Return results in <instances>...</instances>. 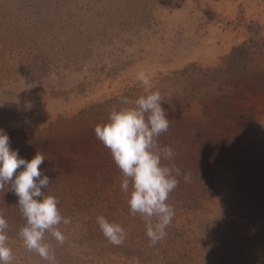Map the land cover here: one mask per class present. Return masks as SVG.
<instances>
[{
  "label": "rangeland",
  "instance_id": "rangeland-1",
  "mask_svg": "<svg viewBox=\"0 0 264 264\" xmlns=\"http://www.w3.org/2000/svg\"><path fill=\"white\" fill-rule=\"evenodd\" d=\"M35 14L42 15L39 22L32 20ZM35 23L37 29L44 23L64 28L63 47L48 48L36 32L30 51ZM0 33V129L18 154L52 137H64L72 148L80 135L91 136L112 108L121 106V96L134 100L144 94L136 79L141 71L164 97L167 117L179 122L181 139L210 143L217 116L232 112L235 125L250 127L249 137L235 136L227 160L222 151L216 162H164L190 173L191 180L178 177L167 201L175 215L166 238L155 246L143 219L130 214L129 193L121 190L122 175L111 160L116 176L104 172L96 180L115 201L117 213L109 222L122 226L127 239L111 245L96 223L100 214L63 212L71 218L60 228L65 243L45 235L58 264L247 262L256 250L245 247L250 243L244 231L264 230V147H259L264 142V0H0ZM246 83V97L229 99L225 91ZM168 144L177 150V143ZM42 191L53 196L50 188ZM15 209L18 205L9 204L0 214L17 215L25 223ZM258 214L263 219L257 222ZM22 224L11 223L6 230L12 264H48L24 247L18 235Z\"/></svg>",
  "mask_w": 264,
  "mask_h": 264
},
{
  "label": "clouds",
  "instance_id": "clouds-1",
  "mask_svg": "<svg viewBox=\"0 0 264 264\" xmlns=\"http://www.w3.org/2000/svg\"><path fill=\"white\" fill-rule=\"evenodd\" d=\"M136 79L143 85L144 94L134 100L121 96V106L112 108L107 122L97 124L94 134L110 151L121 172L120 187L129 193L130 214H139L143 219L150 246H155L166 238V229L175 215L174 207L167 201L180 183L178 177L183 176L184 182L188 183L191 174L182 173L174 164L164 163L175 156L170 146L159 143V137L168 132L171 124L162 107L165 100L159 90H152V81L145 72L137 73ZM44 160L41 152L30 161L20 158L18 152L10 148L7 134L0 129V192L10 187L18 197V209L26 221L18 235L28 252L48 264H58L55 249L45 242V235L50 233L58 244L63 245L67 237L60 228L70 225L71 218L61 215L55 196L42 191L51 184L47 176L41 178L40 165ZM21 167L24 170L17 173ZM96 223L111 245L124 244L128 233L122 226L109 222L104 216H97ZM8 227L0 214V264H12L14 259L13 251L7 245Z\"/></svg>",
  "mask_w": 264,
  "mask_h": 264
},
{
  "label": "trees",
  "instance_id": "trees-1",
  "mask_svg": "<svg viewBox=\"0 0 264 264\" xmlns=\"http://www.w3.org/2000/svg\"><path fill=\"white\" fill-rule=\"evenodd\" d=\"M29 4H31V0H29ZM23 15L25 14L23 13ZM34 17L32 20L36 22V19H39V22L42 15L38 18V15L36 16L35 14ZM33 26L35 35L33 45L31 41H27V46L31 49L30 51L35 49L34 41L36 40V32L38 33L37 36L40 41L43 44L46 43L48 48L52 47V50H56L54 48L61 49L63 47L65 42L64 28L59 27V25H57L56 28H53L47 23H44V25H38V29L36 23ZM26 47L23 49L25 50ZM249 85V83H246L245 85L231 86L232 88L230 89V94H228V90L225 91V93L228 95L229 99H233V96L235 98L236 96L238 98L241 97L242 99L248 94L246 91ZM262 94L264 95V93ZM215 107L219 108L220 106L216 105ZM219 112H223V110L219 109ZM232 113L227 115L226 118H221L219 115L217 116L216 123L212 128V130L215 131V135L210 137V143H207L208 141H206L204 143L197 142L195 144L192 140L188 142L185 139H181L178 131L180 129L178 128L180 126L178 124L179 122H172L169 117H167L171 121L169 130L172 131V134L170 137L167 135V132L163 133L161 135L162 137H159V143L163 146H169L168 142L170 144L177 143L178 148L174 151L175 156L172 159L173 161H181L188 164L196 162L197 165V162L201 161L202 163H205L209 160V158L210 162L222 160L221 153L224 152V154H227L225 158L229 157L228 155L232 152H230V149L235 147L232 144L235 145L237 138H247L250 136V127L247 126V122L242 125H235L238 117H236L235 113ZM237 116H239V113ZM80 136L79 139H75V141H73L74 145L72 148L69 147V142L71 141H68L64 137H52L51 139L39 142L35 147L32 146L30 151L25 150L24 152H20L18 155L20 158L30 161L37 152L44 154L45 160L40 165V171L42 172L41 178H43V176H47L49 178L51 182L49 188L53 192V196H55L59 201L58 209L61 214L70 210H88L86 213L83 211L81 212L88 217L100 214V216H104L109 221V218H113V215L117 213V210H114L113 206L115 201L104 195L105 189L102 183H100L102 180H99V182L96 179L99 175L103 176L104 172H106V176L113 179L116 175L110 166L111 160L113 163L114 161L111 157L110 151L103 146V144L95 137L94 133L91 136ZM235 136L237 138H235ZM185 142L191 144L192 147L187 149V147L184 146L181 149L180 144H185ZM259 147H264L263 141ZM195 151H197L196 158L194 157ZM212 151H214L213 154L207 157ZM172 160L170 161L172 162ZM23 170V167H21L17 170V173ZM14 178L15 175L13 179ZM105 186H107L108 191L110 192L113 189V185L108 182ZM9 204L16 206V208L18 205V197L13 191H11L10 187L8 190L0 192V210L5 206H9ZM15 211H18V209H15ZM10 212L14 213V209ZM14 214L5 213L3 216L9 226L11 223H14L16 225L18 224V227L24 222V219ZM262 219L263 216L261 214L256 216L257 222ZM257 222L253 220V223ZM24 224L25 223H23L22 226ZM243 234L250 243L249 246L246 245L245 247L249 248V250H256L251 252L252 256L249 257V259L256 256L258 259H262V261L259 262H253V259L248 262V259L245 264H264V230L252 229L251 232L248 233L247 231H244ZM223 264H226L225 261Z\"/></svg>",
  "mask_w": 264,
  "mask_h": 264
}]
</instances>
